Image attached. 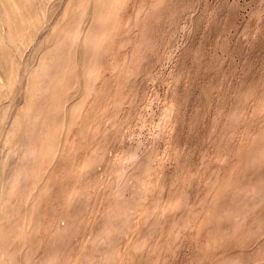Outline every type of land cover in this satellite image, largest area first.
<instances>
[{
	"label": "rangeland",
	"instance_id": "374dc122",
	"mask_svg": "<svg viewBox=\"0 0 264 264\" xmlns=\"http://www.w3.org/2000/svg\"><path fill=\"white\" fill-rule=\"evenodd\" d=\"M0 264H264V0H0Z\"/></svg>",
	"mask_w": 264,
	"mask_h": 264
},
{
	"label": "bare ground",
	"instance_id": "6f19581e",
	"mask_svg": "<svg viewBox=\"0 0 264 264\" xmlns=\"http://www.w3.org/2000/svg\"><path fill=\"white\" fill-rule=\"evenodd\" d=\"M151 184V183H150ZM103 242V241H102ZM105 242V241H104Z\"/></svg>",
	"mask_w": 264,
	"mask_h": 264
}]
</instances>
